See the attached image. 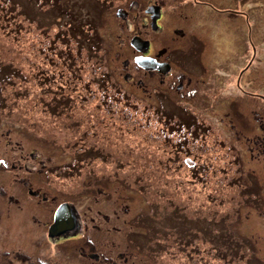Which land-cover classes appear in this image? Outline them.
<instances>
[{
  "label": "rangeland",
  "instance_id": "rangeland-1",
  "mask_svg": "<svg viewBox=\"0 0 264 264\" xmlns=\"http://www.w3.org/2000/svg\"><path fill=\"white\" fill-rule=\"evenodd\" d=\"M122 2L0 0V185L18 186L8 170L14 162L34 186L77 207L83 235L100 237L115 258L131 252L127 264H264V153L233 126V113L245 121L250 110L264 114V99L243 96L235 82L249 63L241 87L264 95V0L235 3L250 13L254 52L242 16L232 23L197 15L190 25L189 34L211 35L204 56L216 100L237 103L204 113L211 125L204 138L192 126L185 134V91L160 84L158 75L147 81L164 93L140 90L130 41L143 21L139 10L116 17ZM170 30L149 33L152 46ZM174 77L178 84L185 75ZM196 87L188 106L197 110L205 89ZM257 128L256 121L255 139L264 136ZM22 204L39 212L35 201ZM35 226L29 234L42 237ZM19 229L0 215V250L23 244L9 235ZM73 257L62 251L54 259L71 264Z\"/></svg>",
  "mask_w": 264,
  "mask_h": 264
},
{
  "label": "flooded vegetation",
  "instance_id": "flooded-vegetation-1",
  "mask_svg": "<svg viewBox=\"0 0 264 264\" xmlns=\"http://www.w3.org/2000/svg\"><path fill=\"white\" fill-rule=\"evenodd\" d=\"M143 1L145 0H123L115 10L116 17L122 19H127L133 11L139 10L136 17L143 21L139 26L143 30H138L130 41L131 46L135 49L132 59L133 61L140 57L151 59V66L144 68L135 63L137 74L143 75V79L138 78L136 82H139L141 91L151 95L153 92L150 89H153L154 92H159L154 93L155 95H160L164 91H156L158 87L157 83L156 85H151L147 81L152 75H158L160 84H166V87L170 89L173 87L178 92L185 91V108H182L185 111V134H188V136L191 134L189 133V129L192 126L194 130L198 131L199 136L204 138L211 127V125L206 123L209 120L204 118V113H209V110L217 107L214 106L217 103L220 107L231 106L232 108L237 103L229 96L225 100H216L217 97L212 93L214 88L212 87V82H210L213 79V74L207 66L212 63V60L204 56L206 54V47L209 44L211 45L209 39L211 35L209 32H205L207 36H201L199 32L189 34L195 26L193 25L190 28V25L193 21L196 22L197 15L200 17L206 16V20L208 21L214 18L232 23L237 20L238 16H242L244 17L243 20L246 26V37L249 39V44L254 52V43L250 34L252 31L249 23L250 13L237 9L235 5L237 0H234V4L230 3V0H148L145 7L142 5ZM143 10L144 14L142 12ZM168 14L169 19L166 22ZM232 23L229 24L236 27ZM199 25L205 27L208 24ZM166 28L171 29L172 35H167L168 37L163 40L160 39L161 45L154 48L152 46V37L149 33L164 32ZM133 39L134 44H132ZM190 68L197 70V73L190 72ZM249 68V63H247L240 70L238 76L235 77L236 89H240V92L244 93L243 96H257L264 99L263 94L256 95L241 87L243 76L248 72ZM195 74L200 75V77L192 82L193 76L190 75ZM174 75H185V78H180L181 80L177 84L176 79L179 78H175ZM197 80L202 84L205 91L201 96V100H203L201 104L203 106L196 110L195 107L190 108L188 106L190 105L188 103L190 99L188 98L195 95L196 91L191 89V86L196 87L198 84ZM171 83H174V85H171ZM196 88L199 89L198 87ZM215 92L217 94V89ZM177 107L180 109V106L177 105ZM250 111V118L246 116V121L241 116L238 118L233 113V122L235 121L236 124L240 122V127H242L239 128L236 124L232 123L237 129V134L235 135L240 140V136H242V138L247 140V143L256 144L258 153H264V136L258 139L253 137L254 122L257 121L258 128L262 131L264 130V114L260 112L257 114L258 117L254 116L252 110ZM202 113L203 116H201ZM227 113L230 114V112ZM191 119L194 121L189 123ZM258 128L257 130H259ZM194 132L192 130V134ZM260 133L262 132L260 131ZM242 141L245 140L242 139ZM250 147L252 146L250 145ZM8 170L12 171L14 175L13 180L18 186L0 185V199L6 198V203L9 200L7 208L5 207L4 210L2 208L0 209V215H5L10 223L11 220L18 221L20 229L18 231L14 230L16 232L9 235L24 238V245L20 239L11 241L14 244H20L19 246H11L8 243L6 249L10 248L11 250H5L4 252L0 250V264H64L61 259L60 261L54 259L60 256L62 251L67 256H74L71 264H75L77 260L79 264H127L128 255L131 256V252H128L127 255V252L120 251L118 258H115L104 250L105 244L101 241L100 237H89L88 235L82 234L83 229L81 223H83V220L75 205L66 201H56L57 196L50 194L43 186H34L31 178L21 172L22 167L18 168L14 162L9 164ZM245 188L248 191L251 187L248 185ZM27 200L35 201V208L39 209V212H30V206L28 204H22ZM48 202H51V206L45 207ZM57 212H60L61 215L57 218V220L59 219V227L54 226ZM29 222H31L30 226L32 227H36L35 224L41 227L42 237H31L29 234L32 231L30 226L28 233H17L24 228L25 223L28 224ZM85 228L86 230H90L89 224L86 221ZM25 234L29 235V237H25ZM37 236L39 235L37 234ZM28 243L33 250L27 248L26 245ZM5 245L7 244L4 243ZM10 253L19 262H15L12 259L7 260L4 257L6 255L9 256Z\"/></svg>",
  "mask_w": 264,
  "mask_h": 264
},
{
  "label": "bare ground",
  "instance_id": "bare-ground-1",
  "mask_svg": "<svg viewBox=\"0 0 264 264\" xmlns=\"http://www.w3.org/2000/svg\"><path fill=\"white\" fill-rule=\"evenodd\" d=\"M137 63L141 66V67H144V68H148V67H150L151 65V59H148V58H137ZM143 62H146L147 63V66H145L144 64H143Z\"/></svg>",
  "mask_w": 264,
  "mask_h": 264
},
{
  "label": "water",
  "instance_id": "water-1",
  "mask_svg": "<svg viewBox=\"0 0 264 264\" xmlns=\"http://www.w3.org/2000/svg\"><path fill=\"white\" fill-rule=\"evenodd\" d=\"M132 44H134V39L132 40ZM143 64H144L145 66H147V63H146V62H143ZM60 216H61V215H60V212H57V214H56V218H55L56 221H55V225H54L55 227H59V226H58V224H59V219L57 220V218L60 217Z\"/></svg>",
  "mask_w": 264,
  "mask_h": 264
},
{
  "label": "trees",
  "instance_id": "trees-1",
  "mask_svg": "<svg viewBox=\"0 0 264 264\" xmlns=\"http://www.w3.org/2000/svg\"><path fill=\"white\" fill-rule=\"evenodd\" d=\"M183 119V118H182Z\"/></svg>",
  "mask_w": 264,
  "mask_h": 264
}]
</instances>
